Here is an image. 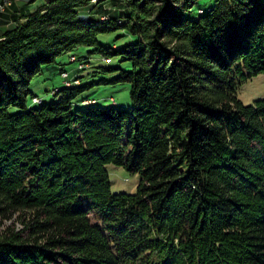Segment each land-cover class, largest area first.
Instances as JSON below:
<instances>
[{
	"label": "trees",
	"instance_id": "1",
	"mask_svg": "<svg viewBox=\"0 0 264 264\" xmlns=\"http://www.w3.org/2000/svg\"><path fill=\"white\" fill-rule=\"evenodd\" d=\"M43 1L0 36V221L22 226L0 231V264H264V99L237 98L264 75V0L195 16L200 0ZM92 1L121 3L124 22L82 21ZM113 30L133 43L104 48ZM79 47L130 69L28 105ZM114 83L128 108H78ZM107 165L138 174L136 192L112 194Z\"/></svg>",
	"mask_w": 264,
	"mask_h": 264
},
{
	"label": "rangeland",
	"instance_id": "2",
	"mask_svg": "<svg viewBox=\"0 0 264 264\" xmlns=\"http://www.w3.org/2000/svg\"><path fill=\"white\" fill-rule=\"evenodd\" d=\"M0 2L2 1L0 0ZM19 2H26L25 8L27 11H25V14L33 12L44 3L43 0H20ZM15 3L3 10L0 7V14L6 9H10ZM213 3L214 0H200L194 5L190 13L194 16L202 14ZM125 12L126 10L121 3L108 1L97 3L92 1L88 6L80 8L78 15L86 23L94 22L100 26H108L110 23L111 26L115 22L117 24L123 23ZM23 16L21 15L18 22L15 21L14 24L17 25L19 22H23L24 20H21ZM110 19H114V22H111ZM132 39L130 35L122 30H113L97 36V41L104 48L114 50L132 44ZM109 67L127 71L130 69V63L122 61L121 57L107 59L95 53L93 48H75L72 52L61 55L55 64L44 68L39 76L32 79L29 88L34 97H28L27 104L38 107L40 101L43 103L55 101V97L52 95L53 92L64 88V86L97 83L101 79H117L120 75L119 71L110 74L102 72L101 69ZM130 92L131 86L129 84L114 83L96 86L80 96L78 108L88 107L89 104H93L91 106L128 108L131 104ZM237 98L243 105H250L256 100L264 99V75H258L242 84L237 91ZM106 171L109 176L110 192L112 194H134L136 192L139 183L138 174H130L124 168L114 165H107ZM7 226L15 228V231L22 229L21 222L17 217H14L11 221H0V231Z\"/></svg>",
	"mask_w": 264,
	"mask_h": 264
},
{
	"label": "crops",
	"instance_id": "3",
	"mask_svg": "<svg viewBox=\"0 0 264 264\" xmlns=\"http://www.w3.org/2000/svg\"><path fill=\"white\" fill-rule=\"evenodd\" d=\"M25 4L26 2L15 3L10 9L0 14V34L14 27V21L27 11Z\"/></svg>",
	"mask_w": 264,
	"mask_h": 264
},
{
	"label": "built area",
	"instance_id": "4",
	"mask_svg": "<svg viewBox=\"0 0 264 264\" xmlns=\"http://www.w3.org/2000/svg\"><path fill=\"white\" fill-rule=\"evenodd\" d=\"M2 2H0V7L2 8V10L4 8H7L8 6L12 5L15 2H19L20 0H1Z\"/></svg>",
	"mask_w": 264,
	"mask_h": 264
}]
</instances>
